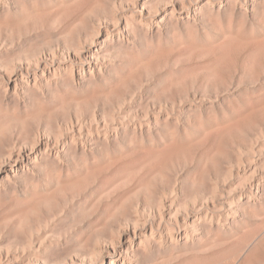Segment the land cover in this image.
Segmentation results:
<instances>
[{"label": "rangeland", "instance_id": "374dc122", "mask_svg": "<svg viewBox=\"0 0 264 264\" xmlns=\"http://www.w3.org/2000/svg\"><path fill=\"white\" fill-rule=\"evenodd\" d=\"M0 3L11 12L0 54L14 61L47 40L102 44L94 78L76 75L61 48L46 83L19 89L38 118L90 125L82 141L93 154L59 179L24 183L38 200L28 211L35 244L67 236L83 248L136 220L129 264H264V0ZM161 200L175 214L160 218ZM176 213L192 220L178 217L180 232ZM100 242L105 253L110 241Z\"/></svg>", "mask_w": 264, "mask_h": 264}, {"label": "bare ground", "instance_id": "6f19581e", "mask_svg": "<svg viewBox=\"0 0 264 264\" xmlns=\"http://www.w3.org/2000/svg\"><path fill=\"white\" fill-rule=\"evenodd\" d=\"M10 13V9L0 3V19L9 22ZM86 26L88 27V25ZM91 30L87 33L89 36L94 33L95 28L92 26ZM101 31L103 30L101 29ZM94 39L89 42L73 40L69 46L61 45L58 40L55 42L47 40L44 42V46H41L37 51L25 54L24 57L19 55L17 61H14V54L12 57H10L11 55L2 56L3 54H0V113L3 114L0 122V264H129V257L137 247V241L143 231L137 226L136 220L132 226H128V224L123 226L121 221H116V231L103 234L100 238L98 235H89L87 244L83 248H78L74 242L68 240L67 236L40 241L38 244L34 243L37 227L30 219L28 211L38 200L29 196L30 191L24 183L31 180L40 181L48 175L49 171L55 173V177L59 179L62 177L60 176L62 172L71 171L76 166L74 159L82 158L87 161L92 153L85 149L82 140L84 138L83 132L88 134L90 125L84 127V124L78 119L74 124L72 119L68 117L64 126H61L59 122L52 119L50 114H48L47 120L38 118L36 110L30 108L29 104L24 101V97L19 95V89L24 88L25 90L26 88L35 93L37 84L40 81H47L53 75L52 72L54 71L52 70L55 65L57 50L61 48L67 50V56H71L73 60L79 62V72L76 75L94 78L97 73L101 72L104 62L101 54L99 56L102 44L95 42ZM70 49L73 54L69 51ZM74 83L76 85V82ZM38 107L40 110H48L41 102ZM19 134H21L20 137ZM68 156L71 157V161ZM88 164L90 163L88 162ZM13 200L22 201L23 204L13 206L10 204ZM159 207L164 210L160 212V218L167 214H175V210L173 211L168 202L165 203L161 200ZM176 214L175 223L180 232L182 225L179 224L178 217L185 222L190 220L187 213L185 215ZM44 217L45 215L40 214V219L44 220ZM23 223L27 224L26 230L21 228ZM10 231L14 235H11ZM179 232H177V236H179ZM102 237L108 238L111 244L105 253L101 252V246L104 245L100 242ZM93 239H95V244L91 243Z\"/></svg>", "mask_w": 264, "mask_h": 264}]
</instances>
